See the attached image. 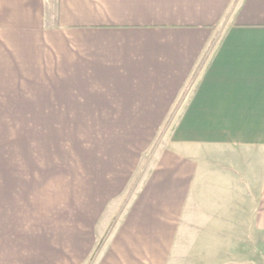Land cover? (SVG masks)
Listing matches in <instances>:
<instances>
[{
	"label": "crops",
	"instance_id": "crops-1",
	"mask_svg": "<svg viewBox=\"0 0 264 264\" xmlns=\"http://www.w3.org/2000/svg\"><path fill=\"white\" fill-rule=\"evenodd\" d=\"M57 103L67 126L173 128L91 264H249L264 240V0H0V127H55ZM22 157L26 182L0 162V264H40L39 219L18 229L9 200L38 188ZM135 157L75 214L80 262Z\"/></svg>",
	"mask_w": 264,
	"mask_h": 264
},
{
	"label": "rangeland",
	"instance_id": "rangeland-1",
	"mask_svg": "<svg viewBox=\"0 0 264 264\" xmlns=\"http://www.w3.org/2000/svg\"><path fill=\"white\" fill-rule=\"evenodd\" d=\"M62 106L56 104L55 127H0L3 156L0 162L5 161L8 166L17 168L14 177L22 182L28 180L27 168L31 166V160L22 156L32 154L35 168H39L38 188L35 181L34 188L32 183H23L15 196L9 193V200L15 198L17 204L18 229L26 230V222L32 215L39 219L40 264H91L98 248L123 214L135 188L155 164L157 153L166 148L173 128L67 126L65 123L69 122L67 115L70 112L58 109ZM122 152H132L136 156L135 169L125 189L101 206L94 249L87 262H80L85 254L75 256L71 251L73 247L78 248L73 236L80 231V223L75 221L81 220L74 216L79 212L86 215L90 193L99 194L106 188L105 182L111 180L107 174L117 171L116 163ZM95 162L97 186H92L95 179L92 180L86 170ZM11 208L9 206V214ZM254 251L257 253L249 256V264H264V240L255 246Z\"/></svg>",
	"mask_w": 264,
	"mask_h": 264
}]
</instances>
